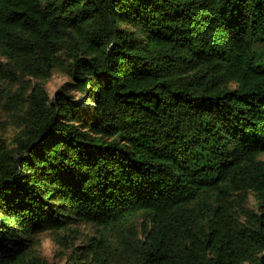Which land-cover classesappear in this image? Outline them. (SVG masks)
Here are the masks:
<instances>
[{"label": "trees", "instance_id": "16d2710c", "mask_svg": "<svg viewBox=\"0 0 264 264\" xmlns=\"http://www.w3.org/2000/svg\"><path fill=\"white\" fill-rule=\"evenodd\" d=\"M28 79L0 264H56L42 233L64 264H264V0H0V87Z\"/></svg>", "mask_w": 264, "mask_h": 264}, {"label": "rangeland", "instance_id": "374dc122", "mask_svg": "<svg viewBox=\"0 0 264 264\" xmlns=\"http://www.w3.org/2000/svg\"><path fill=\"white\" fill-rule=\"evenodd\" d=\"M68 80V77L61 71H54L51 76L45 80H41L43 88L47 93L52 96L59 87ZM37 81V80H36ZM34 84L33 79H28V82L16 85L3 84L0 87V139L5 143L12 141L14 135L17 133L18 128L16 127V118L11 116V110L9 109L10 102L8 95L23 93ZM76 99L81 103L83 108H87L91 105V100L88 99L86 94H77ZM264 160V154L261 156ZM249 205L253 206V197L249 198ZM77 234L79 235L77 239L74 240L75 245H81L82 242L87 238V236L93 235L95 228L90 225L79 224L76 226ZM71 247L66 251L59 247L52 239V236L48 233H42L38 237V244L35 246L34 251L39 252L48 263H60L64 264L67 257L70 255Z\"/></svg>", "mask_w": 264, "mask_h": 264}]
</instances>
